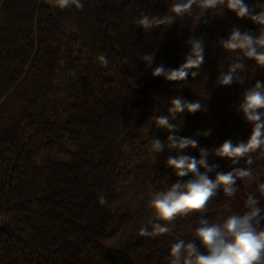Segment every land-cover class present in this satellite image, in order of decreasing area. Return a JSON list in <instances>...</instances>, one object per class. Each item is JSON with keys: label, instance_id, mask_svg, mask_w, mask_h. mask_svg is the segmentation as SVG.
I'll return each instance as SVG.
<instances>
[{"label": "trees", "instance_id": "trees-1", "mask_svg": "<svg viewBox=\"0 0 264 264\" xmlns=\"http://www.w3.org/2000/svg\"><path fill=\"white\" fill-rule=\"evenodd\" d=\"M245 2L252 14L264 10V0ZM236 27L264 32L228 0H0V264H170L171 244L194 239L201 219L245 211L249 193L264 208L255 184L264 182V146L250 165L213 153L226 139L249 138L238 105L264 80V66L222 46ZM191 37L203 41L199 68L181 81L154 76L151 67L184 63ZM238 60L244 68L221 85ZM177 96L201 108L171 113ZM159 115L176 127L159 126ZM170 134L199 141L183 150L189 155L207 148L213 177L248 166L253 175L168 221V232L146 235L158 220L153 194L191 178L167 164L180 154Z\"/></svg>", "mask_w": 264, "mask_h": 264}, {"label": "clouds", "instance_id": "clouds-1", "mask_svg": "<svg viewBox=\"0 0 264 264\" xmlns=\"http://www.w3.org/2000/svg\"><path fill=\"white\" fill-rule=\"evenodd\" d=\"M228 7L237 16L251 15L254 21L264 25V10L252 14L245 0H228ZM188 44L189 54L184 63L176 68H167L163 64L151 67L154 57L152 54L146 55L145 58L151 57V63L148 65L153 75H163L170 81H181L189 75L190 69H198L204 60L203 41L191 37ZM221 44L230 51L240 50L243 56L254 59L259 66H264V32L253 35L236 27L227 38L221 40ZM98 59L105 64L108 63L103 53ZM243 68L244 64L240 60L231 64L229 70L221 74L220 84L227 86L233 83L238 75L237 70ZM191 75L196 76L197 71H192ZM200 108L199 101H188L177 96L172 99L169 112L178 113L185 109L195 112ZM238 111L252 126L249 138L238 142L231 138L226 139L213 150V153L220 158L229 159L234 165L238 164L241 158L247 157L246 164L250 165L253 159L250 153L264 146V80H257L253 86L244 90ZM156 122L159 126L169 129L176 127L170 123L168 115L157 116ZM169 140L180 154L170 156L167 160L168 166L174 169L177 177L183 178L191 174V178L186 181L178 179L171 186L153 194L148 203L158 220L152 223L151 228L141 229L146 235L168 232V221L178 215L203 210L220 188L226 194H234L237 191L236 180L253 175L252 167L248 166L234 167L229 171H215L213 177L210 173L218 166L209 163L207 148L200 149L199 157L183 151L188 147L195 148L198 140L188 136L176 138L175 134H170ZM153 146L157 150L163 147L159 139L153 141ZM255 184L256 192L264 197V182L258 180ZM99 199L101 203L105 202L104 196H100ZM245 208V211L230 213L217 222L201 219L194 229V239L180 238L171 244L170 264H264V227H258L264 220V208L260 206L259 199L254 193L247 195Z\"/></svg>", "mask_w": 264, "mask_h": 264}]
</instances>
